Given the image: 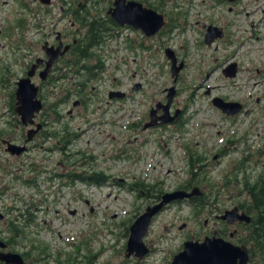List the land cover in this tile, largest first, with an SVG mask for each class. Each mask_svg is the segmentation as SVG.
<instances>
[{
    "label": "rangeland",
    "instance_id": "rangeland-1",
    "mask_svg": "<svg viewBox=\"0 0 264 264\" xmlns=\"http://www.w3.org/2000/svg\"><path fill=\"white\" fill-rule=\"evenodd\" d=\"M241 2V5L235 6L228 2L217 4L213 0H177L178 8L175 9L182 16L176 14L171 16L179 26L174 27L172 32L163 33L161 39L158 38L163 42L162 46L159 44V47L153 46L139 52L137 50L138 56L132 55L134 48L117 49L114 43L96 51L99 54L105 53L108 57L106 56L104 60L106 68L104 73H101L103 77L96 80L98 81L96 83L92 81L96 86V92L90 93L89 103L85 108H72V102L76 100L72 97L59 105L61 118L55 114V109L50 107L43 118L48 123L50 133L47 142L43 144L40 136L36 139V150L24 153L22 156L10 155L5 151V144L1 143L2 138L9 137V134L14 137L19 131L13 126L14 115L4 114L2 110L4 102L8 100L7 93L10 92L12 81L0 80L2 82L0 84V210L1 207L11 205V200L17 195L20 199V196L26 194L27 186L33 183L24 181H35L34 185H42V182L39 183L42 178L36 177L37 171H41L36 168V164L44 157L48 167L54 168L55 171L60 169L58 168L60 160L64 162L67 170L74 167L72 172L103 171L106 176V181L101 184H88L77 178L74 180L67 177L65 179L60 177L58 181L57 176L52 177V180L50 178L46 180L44 185L49 191L48 196L44 197V203L48 204L49 208L43 210L41 207V210L36 211L33 222L38 223L41 228L39 235L34 236L31 231H28V234L24 232L27 237L23 238V243L24 240L28 242L34 238L33 243L40 246V251L46 252L44 256L50 255L57 260L61 255L62 258L72 255L77 258L78 264H86L88 260L89 264H169L173 254L181 249L184 240L202 239L207 234L204 220H214L211 218L219 212L205 206L201 212H196L186 202H172L153 216L148 232L143 237L150 252L141 259L132 255L125 256L129 226L154 200L153 195L158 194L159 191L162 194L179 189V184H184L186 181L199 184L198 186L203 189L202 175L196 173V176L190 175L188 154L195 153L194 157L200 158L201 163L197 166L205 165V158H210L224 140L234 136L236 124L222 119V115L210 107L208 97L202 95V88L194 92L193 89L203 79L202 68L204 71L210 69L215 63L214 58L223 53L222 49H227L228 55L234 53L237 47L236 40L249 35L245 33L243 26L235 31L234 28L225 29L227 40L220 41L215 52L213 46L208 48L201 44L203 26L210 20L223 24V18L233 17L232 11L235 9L240 11L258 9L253 15L259 14L261 9H264V0ZM29 6L27 0H0V44L9 41L6 36L10 35L12 27L19 24L20 28H25L28 25L26 22L29 17L31 18ZM255 34L259 38L252 36L236 54V56L240 55L241 61L235 57L240 65H244L241 63L244 62L243 53L247 58L251 57L249 53L255 55L258 58L255 62L258 67L264 65L260 58L263 51L259 50L264 47V31L257 28ZM152 40L157 41L155 38ZM148 42L150 41L147 39L146 43ZM165 46L173 48L175 53L187 62L179 74L177 85L175 84L179 91L176 101L180 108L186 107L185 119L189 116L192 118L178 126L143 130L138 121L143 114H146L150 101L157 98L164 87L173 84L170 64L164 55ZM0 53L1 56L7 57L1 48ZM122 54L128 58L125 65H122L121 60L118 59V55L121 57ZM132 56H135L136 60H132ZM136 70L141 74L144 84V95L140 97L145 101V106L130 107L116 100L107 104L106 94L110 88L117 86L127 88L128 83L134 80L132 73ZM218 72V70L212 71L210 77L203 82L215 86L214 91L219 90L218 85L222 86L224 83L223 77ZM240 73L247 72L241 70ZM136 78H140L138 74ZM71 87L72 85L67 83L64 90ZM260 89V85L255 87V90ZM191 91L198 96V99L188 107V94ZM53 93L49 97L51 104L57 99ZM70 108L73 109L72 115L67 113ZM41 117L42 114L39 115V118ZM2 120L8 123L4 125ZM221 121L224 127H221ZM62 123L74 132L75 136L73 135L67 147L60 151L55 148V144L59 145L56 131H59V124ZM204 126L211 134L208 144H204L205 138L201 139L203 136L200 130ZM219 129L225 133H220ZM198 131L200 132L197 137L200 138L194 136ZM5 139L9 140V138ZM30 145L29 143L28 146ZM254 148L258 151L264 150V139H258ZM241 156L242 148L233 147L224 157L236 159ZM65 157H68V167ZM79 157H92L91 162L85 165L86 169L79 165ZM72 159H77V167L70 165ZM227 163L229 160L219 165L215 164L216 168L210 174L211 181L221 182V177L218 180L211 177H219ZM257 169L259 173L261 170L259 158ZM194 172L198 170L195 169ZM140 184L141 195H138ZM58 185H60L59 197L54 193ZM38 197L36 194V198ZM25 204V202L19 203L22 209L25 208ZM21 208L12 210L11 215L23 213ZM21 217L17 220L22 225L24 222ZM24 229L26 230L27 227ZM212 229L213 227L209 226L208 230ZM33 256L38 257L31 255ZM91 261L93 262L90 263ZM250 264L264 263L261 257L253 256Z\"/></svg>",
    "mask_w": 264,
    "mask_h": 264
},
{
    "label": "flooded vegetation",
    "instance_id": "flooded-vegetation-1",
    "mask_svg": "<svg viewBox=\"0 0 264 264\" xmlns=\"http://www.w3.org/2000/svg\"><path fill=\"white\" fill-rule=\"evenodd\" d=\"M128 1H137L141 3L143 7L161 13L166 20V24L168 22V17L178 12L175 9L178 8L176 3L177 0H125V2ZM213 1L217 4L223 2L233 3L235 6H239V4L241 5L242 3V0ZM27 2L28 5L30 3L28 11L30 9L29 14L31 16V18L28 16L29 20L26 22L28 25H26L25 28H20L21 26L19 24L12 27L10 35L6 36L9 38V41H4V43L0 44L1 50L5 52V55L7 54V57H4L1 56L0 53V80L2 82L12 81L10 92L7 93L8 100L4 102L2 110L4 114L14 115L13 120L15 122L13 126L15 130L19 131V134L14 137L9 134V137L4 138H9V140L15 143L26 145V150L20 156L24 153L36 150V139L40 136L42 137L43 144L47 142L50 133L47 127L48 123L43 118L45 117L44 113L48 112L51 107L49 97L52 92H54L53 94L57 97L56 101L52 102V104L57 103L55 114H58L60 118L62 117L59 110V105L61 103L74 97L76 100L72 102V108H85V105L90 101V93L95 94L96 86L92 81L96 83L98 82L96 80L103 77L102 74L106 68L104 60L108 55L96 52L98 55H94L91 59L83 61L80 58V50L84 43L90 45L93 51H98L114 43L117 49L128 50L134 48V53L136 54L133 53L132 55L138 56V52L146 48H152L153 46L159 47V44L162 46L163 42L159 40L162 38L161 32L163 30H168L164 27L156 34L147 36L141 29L132 26L129 22L119 25L111 14L113 12L115 0H27ZM231 9L232 8H230L229 11H231ZM136 11L139 12V9ZM257 11L258 9L252 11L249 9H242V11L235 9L232 11L233 17L223 18V24L215 23L210 20L211 22L209 21L203 26L201 44L208 48L213 46L215 52H217L216 50L218 49L217 44L220 41L227 40L228 35L225 29L234 28L233 30L235 31L237 28L243 26L245 33H249V35L243 37L241 40H236L237 47L236 50L234 49V53L228 55L226 52L227 49H222L223 53L214 58L215 63L210 69L204 71L202 68L203 79L199 85L193 89L194 92L202 88V95L208 97L210 107L220 113L222 119L230 120L231 123L236 124L234 136H230L226 140L223 138L224 142L219 145L217 151L214 152L210 158L204 157L205 165L197 166L201 163V161L198 160L194 167L191 168V165L188 163L190 175H202L201 180L204 184L203 189L198 186L199 184L195 185L191 183V181H186L184 184H179L180 188L177 187L179 189L171 191L184 190L188 192L193 186H198L200 188L199 195L177 199L172 198L169 202L164 203L155 213L157 214L160 210L167 207V204L172 202H186L191 206V203H193V200H191L192 198L205 195L203 197L205 208H213L215 210L212 211L219 213L213 215L211 219L214 220H210L211 224L209 219L204 220V225L207 229V234H205L204 237H211L215 232L218 237H222L234 244L245 245L249 253L248 264L251 263L253 258L251 255L252 246L249 242H242L241 239H245L248 236V231L251 228L250 223L252 221V215L247 213L251 205V191L248 189V186L249 184H254L258 179V174L264 171V150L260 149L258 151V149L254 148L258 139H264V65L258 67L255 64L258 58L251 53H249L251 56L250 58H247L244 53L242 54L244 62L241 63H244V65H240V55L236 56V54L243 45L250 41L252 36L257 39L259 38V36L255 34L257 33V28L264 31V9H261L259 14L253 15L257 13ZM243 19H245V21H243ZM14 28H17V30H14ZM90 30H92L91 35L88 34L91 33ZM170 32H172V30ZM153 38L157 39V41L154 42L152 40ZM147 39L150 42L146 43ZM259 50L263 51L260 58L264 62V47ZM126 57L127 56L123 54L121 57L118 55V59L121 60L122 65L126 64L128 60ZM235 57L239 58V61ZM177 58L178 62H183L179 70L181 72L187 65V62H184V59H181L178 55ZM132 60H136V57L132 56ZM84 62L93 64L100 62L104 64L101 70L96 71V75L88 79L86 83L84 80L85 78L87 79L88 75L83 68ZM214 70H218V73L224 80L222 86L218 85L219 90L217 91H214L215 86H209L206 83L203 84ZM241 70L247 73L242 74L240 73ZM253 71L254 73H252ZM137 74L140 78H136ZM179 74L176 78L172 79V85L164 87L159 96L153 101H150L146 114H143L138 121L143 130L178 126L179 124H184L185 120L192 118L189 116L185 119L186 107L180 108L176 101L179 92L176 88L180 77ZM26 76H29L31 83L37 86V98L41 101V108L34 117L35 122L28 127L21 124L20 118L16 114L17 106L15 98L17 81ZM132 77H134V80L128 83L127 88H120L118 86L116 88H110L106 94L108 98V100H106L107 104L116 100L117 102H123L124 105H130V107L145 106V101L140 97L144 95V84L141 74L136 70L132 73ZM126 79H128L127 76ZM2 82H0V84ZM67 83L71 84L72 87L65 88L64 90ZM258 85L261 86L259 91L255 90V87ZM171 86L175 87L173 88L174 94L166 110L165 104L168 102V88ZM111 90H120L123 94L109 97V92ZM193 92L191 91L188 94V107L198 99V96ZM66 96L68 98H66ZM219 102L221 104L228 103L229 105H225L226 108H224L233 111V113L230 112V114H228V112L223 111V107L218 106ZM107 104H105L104 107H106ZM72 110L73 109L70 108L67 113L72 115ZM165 110L167 115H164ZM40 114H42L41 118H39ZM171 116L174 117L172 121L161 123L162 119ZM149 121H155L156 124L143 128ZM223 121H221V127H224ZM2 122L4 125L8 123L6 120H2ZM37 123L41 125L40 128L33 134L31 140L25 141L27 130L35 127ZM18 128L20 130H18ZM200 131L203 136L201 139L205 138L204 144H208L211 134L207 131L205 126L202 127ZM200 131L196 132L194 136L197 137ZM219 132L225 133L222 130ZM4 140L5 139L2 138L1 143H3ZM29 143L31 144L30 146H28ZM233 147L238 149L242 148V156L236 159L233 157H224ZM259 152L260 154H258ZM194 155L195 153H189L187 157H194ZM258 158L260 159L261 167L259 173L257 171ZM227 160H229V163L225 165L221 175L219 177H211L214 178V180H218L221 177V182L216 183L211 181L210 174L215 170L216 165ZM63 163L64 162L59 160L58 164L60 166L58 168L60 169L55 171L54 168L51 169L48 167L46 157H44L42 161H37L36 168L41 171H37L36 177L42 178L39 181V183L42 182V185H34L35 181H28L29 184H33L29 187L27 186L25 195L20 196V199L17 195L16 198L11 200V205L1 207L0 264H10L6 263L2 258L8 253L19 254L24 264H78L77 258L72 255H69L67 258H62L61 255L57 260L53 259L50 255L44 256L46 252L39 250L40 246L33 243L34 238H31L28 242L24 240L25 243H23V238L27 237L24 232L28 234V231H31L32 235H39L41 228L38 226V223L34 224L33 222L36 217V211L41 210V207L43 210H48L49 208L48 204L45 205L44 203V197L48 196L49 191L48 187L44 185V182L49 178L52 180V177L55 178L54 176H57L59 181L60 177L65 179L73 175L72 170H67ZM195 169L198 170V172H194ZM74 173H76V171H74ZM224 176L225 178H223ZM189 183L191 184L190 187L188 186ZM59 186L60 185H58V189L54 191L58 197L60 195ZM134 189L137 190L135 186ZM204 189L206 191H204ZM215 193L217 196H212ZM36 194L39 196L38 198H36ZM158 194L159 197L156 196L157 194L152 196L154 200L149 206H153L160 201L162 194H160V192H158ZM224 194L231 195L226 196ZM23 202L26 203L24 209L19 205V203ZM19 208L23 210V213L12 216V210H20ZM222 208L224 209L222 210ZM232 208L237 209L235 213L237 216L242 214L249 216V221L245 219H236L232 223H227L226 220L217 217L225 210ZM19 217H21L22 222H24L22 225L17 220ZM30 226L31 228H29ZM209 226L213 227L211 231L208 230ZM26 227L27 229L25 230L24 228ZM149 252L150 248L148 253ZM33 254L38 255V257H31ZM40 254L43 256H40ZM125 256L129 257L126 254ZM132 256L137 259L143 257H137L133 254ZM92 262L93 261L90 263ZM86 264H89V260Z\"/></svg>",
    "mask_w": 264,
    "mask_h": 264
},
{
    "label": "water",
    "instance_id": "water-1",
    "mask_svg": "<svg viewBox=\"0 0 264 264\" xmlns=\"http://www.w3.org/2000/svg\"><path fill=\"white\" fill-rule=\"evenodd\" d=\"M137 9H139V12L136 11ZM111 14L119 25L129 22L132 26L141 29L147 36L155 34L165 24L164 16L161 13H158L153 9L143 7L141 3L137 1L125 2V0H115L113 12ZM165 55L171 62V75L173 78H176L183 63L180 62L178 65L176 64L177 59L175 57V53L169 47L165 49ZM173 93V87H170L168 102L165 105L166 110ZM122 94L123 93L118 91H111L109 93V97ZM15 98L17 106L16 111L21 123L24 126L33 124L35 122L34 117L41 108V101L37 98V86L31 83L29 76L21 78L17 81ZM225 105L229 104L218 103V106L223 107V111L233 113V111L225 109ZM171 119L173 118H165L163 119V122H169ZM153 123H155V121L148 124L150 125ZM40 126L41 125L37 123L35 124L34 129L28 130L26 138L27 141L31 140L32 135L40 128ZM5 143V150L11 154H20L26 149L25 146H19L10 141H5ZM199 194L200 191L197 187L192 188L189 192L178 190L163 194L162 200L158 204L147 207L145 211L140 214L129 226V235L126 243L125 254L127 256L133 254L137 257H142L149 251V248L143 242V236L147 233L152 216L164 203L169 202L172 198L177 199ZM236 210V208L225 210L217 217L226 220L227 223H232L236 219H245L249 221L250 218L246 214L237 216L235 214ZM5 255L6 256L2 258L6 263L24 264L21 256L17 253H8ZM248 260L249 254L245 245H235L222 237H218L214 232L211 237L205 236L202 240L188 239L184 241L182 249L173 255L170 264H248Z\"/></svg>",
    "mask_w": 264,
    "mask_h": 264
},
{
    "label": "trees",
    "instance_id": "trees-1",
    "mask_svg": "<svg viewBox=\"0 0 264 264\" xmlns=\"http://www.w3.org/2000/svg\"><path fill=\"white\" fill-rule=\"evenodd\" d=\"M182 12V11H181ZM176 15L182 16L180 13H176ZM174 17L169 16L168 22L165 26L168 30H163L161 33H169L174 27L179 26L178 23L174 22ZM91 33H88L89 35L92 34V30H90ZM90 39V38H89ZM81 56L80 58L83 61H87L88 59H91L94 55H98L96 53V50L93 51V49L90 47V45L83 44L81 46L80 50ZM83 68L86 71L87 79L85 78V83L90 79L91 77H94L96 75V71L101 70L103 63H87L84 62ZM69 94V93H68ZM68 96V95H67ZM66 96V98H68ZM57 103L51 104L52 108H56ZM57 115V114H56ZM58 116V115H57ZM59 117V116H58ZM59 131L56 135V140L59 142L58 144H55V148L57 150H62L64 147H67L70 140L73 139L75 136L74 132H71V130L64 124H59ZM74 135V136H73ZM73 136V137H72ZM66 158V163L68 160V157ZM71 158V157H70ZM92 157H79V165L83 168H85V165H87L89 162H91ZM200 158L197 157H188V163L191 165V168L194 167V165L198 162ZM70 165H75L77 167V159L70 161ZM68 167V163H67ZM74 169L72 167L70 170ZM77 169V168H76ZM73 175L70 177L71 179L78 178V180H81L82 182L87 183H95V184H101L106 181V176L104 175L103 171H82V172H72ZM258 179L254 184H249L248 189L251 191V205L249 206L247 213L252 215V221L250 223L251 228L248 231V236L245 239H241L242 242H249L252 246L251 248V255L254 257H261L262 262L264 263V171L258 174ZM25 183L27 181H24ZM191 183H193L191 181ZM136 183H134L135 185ZM196 184V183H193ZM189 183V187H190ZM136 186V185H135ZM141 184L138 186V195H141L140 192ZM161 194V191H159ZM156 196L159 197V194ZM205 196V195H204ZM204 196L194 197L191 200H193V203H191V207L195 209L196 212H201L203 210L204 206ZM212 196L216 197V193ZM147 197V195H146ZM239 240V239H238ZM259 260V259H258Z\"/></svg>",
    "mask_w": 264,
    "mask_h": 264
}]
</instances>
